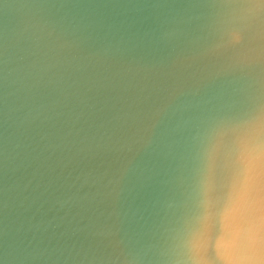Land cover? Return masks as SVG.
Here are the masks:
<instances>
[{
    "label": "water",
    "instance_id": "obj_1",
    "mask_svg": "<svg viewBox=\"0 0 264 264\" xmlns=\"http://www.w3.org/2000/svg\"><path fill=\"white\" fill-rule=\"evenodd\" d=\"M262 51L258 0H0V264H202L197 218L214 264L258 261L259 168L206 182L202 147L264 96Z\"/></svg>",
    "mask_w": 264,
    "mask_h": 264
},
{
    "label": "snow or ice",
    "instance_id": "obj_2",
    "mask_svg": "<svg viewBox=\"0 0 264 264\" xmlns=\"http://www.w3.org/2000/svg\"><path fill=\"white\" fill-rule=\"evenodd\" d=\"M258 3L264 6V0H258ZM246 38L244 29L229 26L222 33L221 46H243ZM235 62L252 65L255 62L252 49L247 48L241 56L236 57ZM260 63L264 64V51L261 53ZM242 153L247 154L250 162L257 164L264 184V96L259 99L249 96L241 105L210 122L202 147L205 181L216 176L226 166L229 158L231 164L239 165ZM203 227L199 218L194 219L182 243L190 252H195L202 264H214L215 256L211 245L205 240ZM252 264H264V238L260 245V259Z\"/></svg>",
    "mask_w": 264,
    "mask_h": 264
}]
</instances>
